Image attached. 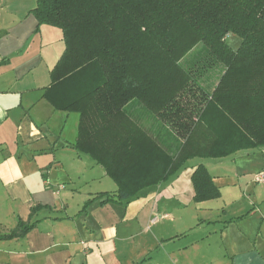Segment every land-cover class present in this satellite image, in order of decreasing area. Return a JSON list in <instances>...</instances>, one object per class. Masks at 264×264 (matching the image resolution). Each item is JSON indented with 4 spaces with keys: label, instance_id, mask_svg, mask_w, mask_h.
Here are the masks:
<instances>
[{
    "label": "trees",
    "instance_id": "obj_1",
    "mask_svg": "<svg viewBox=\"0 0 264 264\" xmlns=\"http://www.w3.org/2000/svg\"><path fill=\"white\" fill-rule=\"evenodd\" d=\"M32 12L64 43L44 96L78 115L74 149L117 187L85 206L102 198L126 204L193 158L264 149V0H36ZM229 35L240 38L235 50ZM198 43L203 50L183 62ZM135 103L182 141L176 153L130 115ZM190 180L195 202L220 197L203 164ZM30 225L18 222L7 237Z\"/></svg>",
    "mask_w": 264,
    "mask_h": 264
},
{
    "label": "crops",
    "instance_id": "obj_2",
    "mask_svg": "<svg viewBox=\"0 0 264 264\" xmlns=\"http://www.w3.org/2000/svg\"><path fill=\"white\" fill-rule=\"evenodd\" d=\"M35 7L36 0H0V264H138L158 249V264H194L185 259H199V246L201 259H212L208 232L188 238L196 221L220 232L228 264H264V179L254 178V190L250 177L264 174V149L238 154L250 167L208 171L220 190L214 200L195 202L191 180L177 175L174 185L148 187L126 204L102 198L85 206L117 187L74 149L78 115L44 96L64 43L58 28L38 23ZM34 206L42 210L32 217ZM18 222L31 228L7 237Z\"/></svg>",
    "mask_w": 264,
    "mask_h": 264
},
{
    "label": "rangeland",
    "instance_id": "obj_3",
    "mask_svg": "<svg viewBox=\"0 0 264 264\" xmlns=\"http://www.w3.org/2000/svg\"><path fill=\"white\" fill-rule=\"evenodd\" d=\"M227 44L231 49H237L240 46V38L236 35H229L227 37ZM203 44L198 43L195 45L193 50L191 51L190 54L186 58H184L182 61L184 62L185 60H189L194 58L195 55L198 54L199 51L203 50ZM208 74L211 76L215 75L213 71L209 70ZM211 79V78H210ZM207 84L205 86L211 87L212 82L207 81ZM130 115L136 119L137 122L140 123L141 127H144L147 131L150 132V134L153 137H157V139L162 143L165 147L168 153L174 154L176 153L178 147L180 146V143L182 142L181 140L177 139L171 132H168L166 126H164L156 117L155 114L152 112H149L148 109H146L143 105L139 104H132L130 107L129 111ZM72 117L76 114H71ZM68 129V128H67ZM238 154L243 155V152L224 157V158H193L189 160L184 168H182L177 175H183L186 178V181H190V177L188 176V172H190L192 166H196L199 164H203L205 167H207V170L213 175V176H223L224 174H227L229 171H232L231 166H233L234 162L237 163L236 167L244 169L245 167H250V162L245 160L244 162L240 163L242 159L245 158H239ZM241 171V170H239ZM185 172V173H184ZM243 172V171H242ZM260 173V172H259ZM259 173H253V175H250L251 179L253 180L251 183V189L255 190V187H259L258 184L255 183L254 178L259 174ZM264 173V172H263ZM176 175V176H177ZM176 176L171 177L165 182H162L160 184L152 186V190H156L159 186H164L166 185L165 183L167 182L168 185H171L174 183V180ZM256 179V178H255ZM174 185V184H173ZM189 187H191V184H188ZM184 186H181V189ZM251 191V190H250ZM257 192V190L255 191ZM248 195V194H247ZM194 207L191 206L189 208V211H193ZM187 210H184V212ZM190 214V212L188 213ZM193 216L191 212V217ZM190 217V216H189ZM188 217H184V220H186ZM196 223L193 225V229L190 230V237H194V235H197V233H202V232H208L206 233V243L209 242L211 244V248L209 249L208 255L212 257V259H201V253H203V249L199 248L195 249L200 252V258L199 259H185L190 260L194 262V264H228V259H226V241H224L223 237L221 236L220 232L213 233V224L209 225H203V228L199 225L196 226ZM232 235V234H231ZM187 237L184 238L186 240ZM206 245V244H205ZM195 253L192 254V252L189 251V253L183 252V257H190L191 255L193 256ZM199 255V254H198ZM163 258L161 250H156L153 253H151L150 256H148L145 260L139 262L138 264H158L157 261L161 260Z\"/></svg>",
    "mask_w": 264,
    "mask_h": 264
},
{
    "label": "built area",
    "instance_id": "obj_4",
    "mask_svg": "<svg viewBox=\"0 0 264 264\" xmlns=\"http://www.w3.org/2000/svg\"><path fill=\"white\" fill-rule=\"evenodd\" d=\"M256 178L258 179L259 182H263L264 174L260 173V174L257 175Z\"/></svg>",
    "mask_w": 264,
    "mask_h": 264
}]
</instances>
